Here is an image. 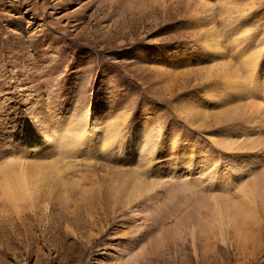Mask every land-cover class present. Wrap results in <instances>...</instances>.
I'll use <instances>...</instances> for the list:
<instances>
[{
	"label": "rangeland",
	"instance_id": "rangeland-1",
	"mask_svg": "<svg viewBox=\"0 0 264 264\" xmlns=\"http://www.w3.org/2000/svg\"><path fill=\"white\" fill-rule=\"evenodd\" d=\"M0 264H264V0H0Z\"/></svg>",
	"mask_w": 264,
	"mask_h": 264
},
{
	"label": "bare ground",
	"instance_id": "bare-ground-1",
	"mask_svg": "<svg viewBox=\"0 0 264 264\" xmlns=\"http://www.w3.org/2000/svg\"><path fill=\"white\" fill-rule=\"evenodd\" d=\"M250 64L253 65V68H254V71L253 72H255V70L257 69L256 68V64L253 63L252 60L250 61ZM73 145L75 146L76 144H73ZM41 169H40V167L39 168L38 167H33V168H31V169H29V170H27L25 172H22V171L19 172L15 176V178L13 179V181L11 182V184L8 183V184L5 185L4 192L8 195V197H11L13 199V201L17 197H25V198L28 197L30 195V193H31V190L35 187L34 185H36V182L37 181H41L47 175V173L44 172ZM47 170H49V169H47ZM138 189H140V188L138 187Z\"/></svg>",
	"mask_w": 264,
	"mask_h": 264
}]
</instances>
